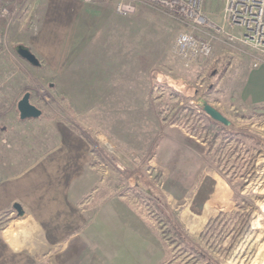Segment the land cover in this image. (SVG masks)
<instances>
[{
    "label": "rangeland",
    "instance_id": "374dc122",
    "mask_svg": "<svg viewBox=\"0 0 264 264\" xmlns=\"http://www.w3.org/2000/svg\"><path fill=\"white\" fill-rule=\"evenodd\" d=\"M223 2L225 6V0H206L205 11L217 27L239 34L238 28L225 23ZM41 5H35L28 20L21 10L10 26L0 21V166L10 158L3 153L6 149H12L14 169L29 164L37 155L33 147L45 145L46 133L55 142L51 125L58 121L89 139L96 150L88 173L90 188L77 197L93 204L89 212L98 218L93 227L99 238L96 233L92 242L84 244L89 257H61L63 264H196L200 255L196 252L192 258L178 234L206 254L207 259L197 264H264V99L248 84L249 76L260 67L254 66L253 57L217 33L222 40L215 44L220 43L221 49L187 65L173 51L181 25L149 5H140L128 16L117 13L115 0H45ZM48 17L61 28L72 26L77 38L94 34L91 41L121 46L126 57L131 52V70L140 64L143 70L146 65L148 80H141L143 72L131 73V97L116 98L114 114L106 113L105 99L96 101L92 109H81L78 98L53 93L49 85L53 79L41 76L16 51L25 42L23 24L28 29ZM16 75L24 80H14ZM18 85L24 86L21 93ZM26 91L43 111L36 120L40 127L20 120L17 105ZM200 96L228 117L231 125L213 120L199 106ZM153 112L162 122L154 144L159 143V151L153 153V146L150 152H138L124 143L123 126L142 113L150 117ZM214 125L225 129L224 133ZM225 180V198L233 207L227 206V214H217L205 226L206 212L221 198L210 192L216 182ZM111 203L115 204V224L109 227L119 237L124 234L131 253L123 262H118L119 247H114L118 243L109 242L112 230L107 233L103 226L112 221ZM2 227L8 229V222ZM172 252L176 259L167 263ZM54 257L42 264H57L59 259Z\"/></svg>",
    "mask_w": 264,
    "mask_h": 264
},
{
    "label": "crops",
    "instance_id": "0c3cea01",
    "mask_svg": "<svg viewBox=\"0 0 264 264\" xmlns=\"http://www.w3.org/2000/svg\"><path fill=\"white\" fill-rule=\"evenodd\" d=\"M43 2L45 0H22V13L25 12L27 20L29 14L33 16L35 5L40 4L41 7ZM48 18H44L38 25L36 22L35 26L31 25L28 29L24 28L26 24H23L21 31H24V45L28 46L41 62L40 66L34 67L35 70L44 78L54 80L49 82L53 93L65 98H78L81 109H92L91 106L96 101L105 99L103 103L107 106L106 113L114 114L112 110L115 107V99L131 97V73L137 72L140 75L143 72L144 77L141 80L144 83L148 80L146 65L143 70L141 64L135 67L137 70H131V52L126 57L123 47L117 48L105 41H97L99 39L91 41L95 37L94 34V37L89 39L77 38L78 33L72 26L67 30L58 26L54 19ZM214 46L217 52L222 47L220 43ZM16 76L14 80H24H19L18 75ZM156 78L158 79V76ZM248 84L264 99V66L254 70V74L249 76ZM23 89V85H18L19 93ZM122 103L125 104V101ZM37 119L24 120L20 117V120L33 121L32 124L40 127L39 123H36ZM128 122L126 127L123 126L124 143L138 152H150L162 124L159 116L155 112L151 113L150 117L142 113L134 118L133 122L132 119ZM51 128L55 131V142L51 143L52 134L46 133L43 136L45 145L34 146L32 152L37 155L28 159L29 164L19 169H14L17 163L12 158V149L3 151L5 156L10 158L0 166V264H42L53 256L59 259L57 264H63L61 257L90 256L84 244L93 241L92 238L97 233V227L93 226L97 224L98 218H93L92 212H89L92 211L93 204L77 196L82 195L91 183L88 173L90 168H93L92 160L96 150L92 149L86 136L64 122H55ZM227 186L226 180L225 183L216 182L210 192L211 195L218 193L221 198L206 212L207 217L203 223L205 226L214 221L217 214L220 213V217L227 214V206L231 205L229 210L233 207V203H228L225 198ZM15 203L22 205V213L15 209ZM88 204L91 207L86 208ZM110 206L113 221L115 204L111 203ZM119 217L122 219V214ZM123 217L121 221L124 222L126 218L128 221V213L126 218ZM190 220L192 222L193 218ZM4 221L8 222V229L2 227ZM112 221L103 224L107 233L112 230L109 226L115 224ZM192 223L195 224L194 221ZM127 226L128 224H122V228ZM106 231L103 230L102 235H106ZM96 235L98 236V233ZM108 235L110 243H118L114 247H119L121 255L118 256V262H123L127 255H131L125 244L126 237L124 234L120 235L121 237L115 235L114 229ZM98 238L97 241L100 240ZM58 249L59 251L54 253ZM76 264L83 262L78 261Z\"/></svg>",
    "mask_w": 264,
    "mask_h": 264
},
{
    "label": "built area",
    "instance_id": "2783aa9c",
    "mask_svg": "<svg viewBox=\"0 0 264 264\" xmlns=\"http://www.w3.org/2000/svg\"><path fill=\"white\" fill-rule=\"evenodd\" d=\"M83 1L91 3L96 0ZM205 1L115 0V8L118 14L128 16L135 13L140 5H149L177 21L182 29L173 51L187 65L214 52L215 41L222 40L217 33H223L227 43L252 56L255 67L263 65L264 0H225L224 21L238 28L239 34L226 27H217L205 11ZM21 10L22 0H0V21L10 26Z\"/></svg>",
    "mask_w": 264,
    "mask_h": 264
},
{
    "label": "water",
    "instance_id": "95a60500",
    "mask_svg": "<svg viewBox=\"0 0 264 264\" xmlns=\"http://www.w3.org/2000/svg\"><path fill=\"white\" fill-rule=\"evenodd\" d=\"M17 53L21 58L29 62L33 66H40L41 62L39 58L32 52V50L23 44L17 46ZM198 104L204 109V111L211 116V118L217 122H220L224 125H231V120L228 119L219 109L212 105L204 97H198ZM18 110L20 112L21 119H30V118H39L42 116L43 111L37 105L31 101V92L26 91L22 98L18 101ZM15 209L19 212H23V207L20 203H15Z\"/></svg>",
    "mask_w": 264,
    "mask_h": 264
},
{
    "label": "trees",
    "instance_id": "16d2710c",
    "mask_svg": "<svg viewBox=\"0 0 264 264\" xmlns=\"http://www.w3.org/2000/svg\"><path fill=\"white\" fill-rule=\"evenodd\" d=\"M158 10H160V9H158ZM160 11H161V10H160ZM1 48H2V43L0 42V50H1ZM161 112H162V111H159V113H161ZM214 127H215V128L217 127V129H218L220 132L223 131V133H224V130H225V129H221L220 127H218V125H214ZM218 133H219V132H218ZM216 135H217V134H216ZM212 140H213V139H212ZM158 144H159V143H157V144L154 146V148H153V150H152L153 153H155V152L158 151ZM153 153H152V154H153ZM178 238L181 239V241H182L183 243L187 244V246H189V248L186 249V251L191 255L192 258L195 257V256H194V253H196V252L200 255V259H199V260H196V264L199 263L200 260H205V259H207L205 253H201V252L197 249L196 246L187 243L186 240L184 239V237H183L182 235L178 234ZM190 249H191V250H190ZM171 250H172V249H171ZM172 254H173V252H172ZM174 255H175V254H173V256L171 257V260H170L169 262H167V263H171V262H173V260L176 259V258L174 257ZM191 257H190V258H191ZM205 263H206V262H205ZM206 264H208V263H206Z\"/></svg>",
    "mask_w": 264,
    "mask_h": 264
}]
</instances>
